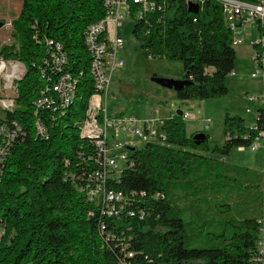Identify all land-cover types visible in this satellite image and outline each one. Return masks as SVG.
Here are the masks:
<instances>
[{"label":"trees","instance_id":"1","mask_svg":"<svg viewBox=\"0 0 264 264\" xmlns=\"http://www.w3.org/2000/svg\"><path fill=\"white\" fill-rule=\"evenodd\" d=\"M17 1L21 8L11 21L14 43L0 50L25 69L16 82L15 109L6 115V122L14 121L19 131L0 174V264H264V252L257 246L264 219V173L201 154L228 157L233 149L250 148L262 131V118L250 128L239 116L227 114L224 141L211 147L205 131L200 132L206 140L196 145V133L188 135L183 118L172 112L161 120L164 143L132 150L130 166L107 181L109 189L124 194L145 193L131 199L134 216H106L104 207L80 190L95 155L81 129L90 98L97 93L84 35L103 19V0ZM155 1L154 11L135 20L132 35L147 59L182 63V79L191 84L173 92L175 98L205 101L225 96L226 78L237 57L221 4L205 0L191 13L187 0ZM52 51L66 57L60 72ZM66 73L74 85L69 104H55L54 112L39 108L41 96H54L52 86ZM118 115L123 113L113 116ZM238 174L245 176L247 187L259 189L256 216L223 222L221 234L214 236L216 246L193 247L194 225L204 229L210 223L203 209L211 200L207 190L211 185L224 188ZM174 187L189 192L172 197ZM157 194L162 198H153Z\"/></svg>","mask_w":264,"mask_h":264},{"label":"built area","instance_id":"2","mask_svg":"<svg viewBox=\"0 0 264 264\" xmlns=\"http://www.w3.org/2000/svg\"><path fill=\"white\" fill-rule=\"evenodd\" d=\"M187 1L189 4L200 6L205 0ZM216 1L221 4L225 26L232 33L233 47L243 43L246 35L245 27L248 25L253 27L254 36L250 46L253 50L254 68L251 78L264 81V0ZM103 6L105 10L103 19L88 27L84 35L85 44L91 49V75L97 93L90 98L87 118L81 129V136L93 143L95 155L92 157L91 163L93 169L89 171L87 182L80 190L86 192L90 202L94 201L96 205L103 206L102 213L106 216L118 217L122 212L134 216V211L130 209L133 203H131V199L144 197L145 193L124 194L109 189L107 181L117 179L123 169L130 166L128 159L132 150L139 149L146 143H164L166 138L160 130L161 120L152 121L126 115L113 118L108 114L105 97L109 92L112 74L116 69L124 66V61L118 56L125 44L124 39L119 35L120 25L130 20L135 22L136 19H142L146 13L154 11L157 4L155 0H103ZM160 8L158 6L157 10ZM10 28L11 22H4L0 25V32H9ZM11 33L12 31H10V37ZM6 44V40L1 42L0 50ZM55 49L59 51L61 47L56 44ZM52 57L53 65L60 72L61 67L66 63V57L62 54L55 55L53 51ZM20 66H22L20 63L0 54V174L3 161L6 159L8 150L12 148L14 139L18 136L17 131H19L15 127L14 121H11L10 124L6 122V115L15 109L17 92L15 81L23 74ZM72 80L73 78L68 73L60 76L52 86L54 96L42 95L37 106L39 108L46 106L54 112V105L64 103L67 99V92ZM244 98L247 103L255 104L254 124L260 117L263 122L262 131L248 149L251 152L259 150L264 152V92L259 96L245 95ZM245 112L252 114L253 111L247 108ZM188 116L187 113H184L182 115L183 120H187ZM93 134H101V141H93ZM44 135L45 129L42 124L40 136L43 137ZM153 198L160 199L162 195L157 194ZM138 216L143 218L144 213L139 212ZM102 229L104 228L102 227ZM263 242L264 219L257 242L261 253L264 252ZM127 256L128 258L132 257V254ZM120 264L126 263L121 262Z\"/></svg>","mask_w":264,"mask_h":264},{"label":"rangeland","instance_id":"3","mask_svg":"<svg viewBox=\"0 0 264 264\" xmlns=\"http://www.w3.org/2000/svg\"><path fill=\"white\" fill-rule=\"evenodd\" d=\"M21 3L17 0H0V23L11 22L19 14ZM132 20L123 22L119 27V35L124 39V48L119 51V57L124 61L122 68L116 69L111 77L109 92L105 97L108 114L116 118L115 114L123 113L126 116H136L142 119L152 118L166 119L170 111L177 109L192 114L195 118L186 121V131L190 135L195 129L205 131L209 136V145H221L223 139V120L228 114L236 115L244 120L247 127H252L253 115L256 112L254 103H247L245 93L252 95L263 94V83L250 78L253 71L251 62L252 50L249 41L253 38V27L248 25L244 31L243 43L234 47L237 60L235 72L230 74L226 80L228 93L220 98L205 101H196L194 108L182 104L174 96L173 91L161 88L151 81L153 76L176 79L183 75L182 63L179 61H168L159 59H147L140 42L132 35ZM12 31V26L10 28ZM10 31L0 32V43L6 40V45L11 46L14 41L10 37ZM9 35V37H7ZM10 59V58H9ZM13 60V59H11ZM15 61V60H14ZM17 62V61H16ZM19 63V62H18ZM23 66V65H22ZM23 74L16 78L19 81ZM165 103V104H162ZM252 110V114H246V109ZM154 109H158L157 112ZM118 115V116H123ZM209 123H207V122ZM208 125V129L205 128ZM198 133V132H194ZM205 157H212L215 161L233 165L248 171L264 173V153L262 150L251 152L249 149L237 151L233 149L228 157L201 153ZM122 166V164H120ZM232 182L224 188L221 185H211L208 198L203 205L206 220H210L204 229L200 225H194L191 232L195 235L192 246L209 248L218 243L214 236L222 232V223L241 218H253L256 216V204L258 188L247 187L245 176L232 177ZM209 185L208 181L205 183ZM189 190L174 187L170 189L172 197L180 196ZM3 230H0V238Z\"/></svg>","mask_w":264,"mask_h":264},{"label":"water","instance_id":"4","mask_svg":"<svg viewBox=\"0 0 264 264\" xmlns=\"http://www.w3.org/2000/svg\"><path fill=\"white\" fill-rule=\"evenodd\" d=\"M189 12L191 13H197L198 12V6L189 5ZM21 80V79H20ZM151 81L160 86L161 88L171 90L173 92L180 91L183 87L190 85V81L186 79H170V78H162L153 76L151 78ZM177 116H182V111L178 110L176 111ZM192 140L196 145H199L200 143L204 142L206 140V135L204 133H197L192 137Z\"/></svg>","mask_w":264,"mask_h":264},{"label":"crops","instance_id":"5","mask_svg":"<svg viewBox=\"0 0 264 264\" xmlns=\"http://www.w3.org/2000/svg\"><path fill=\"white\" fill-rule=\"evenodd\" d=\"M21 8V7H20ZM253 39V38H252ZM252 39L249 41V45H251V41H252ZM250 48H251V50H252V47L250 46ZM252 53H253V50H252ZM252 53H251V62H252ZM252 64H253V62H252ZM253 68H254V65H253ZM234 72H235V67H234V70H233V72L231 73V74H234ZM253 73V71L251 72V74ZM251 74H250V78H251ZM183 76V75H182ZM182 76L181 77H179V78H176V79H182ZM252 79V78H251ZM253 80H258V79H253ZM262 83H263V85H264V81L262 80V79H259ZM226 82H227V80H226ZM263 90H264V87H263ZM245 95H252V94H249V93H245ZM244 95V96H245ZM259 95H261V94H259ZM259 95H253V96H259ZM243 99H244V97H243ZM180 101V100H179ZM181 103L182 104H187V105H190V108H194V103H196V101H193V100H190V101H181ZM178 110H180V109H177L176 111H178ZM154 111L155 112H157L158 111V109H154ZM176 111H170V113L167 115V118L170 116V114L172 113V112H174V113H176ZM180 111H182V115L184 114V113H187L189 116H188V119L189 118H195L192 114L190 115L188 112H185V111H183V110H180ZM255 115H253V121H252V125H254V122H255V117H254ZM182 117V116H181ZM166 118V119H167ZM183 118V117H182ZM187 119V120H188ZM152 121H156V120H163V119H157V118H152L151 119ZM187 120H184L185 121V123H186V121ZM207 122V121H206ZM210 122V121H209ZM209 122H207V123H209ZM205 128L206 129H208V125H205ZM200 131H202V130H197V129H195L193 132H191V134L192 133H194V132H198V133H201ZM197 134V133H196ZM223 141H224V138L222 139V143H223ZM221 143V144H222ZM237 151H241V150H244L243 148H238V149H236ZM263 152V151H262ZM264 153V152H263Z\"/></svg>","mask_w":264,"mask_h":264},{"label":"bare ground","instance_id":"6","mask_svg":"<svg viewBox=\"0 0 264 264\" xmlns=\"http://www.w3.org/2000/svg\"><path fill=\"white\" fill-rule=\"evenodd\" d=\"M92 26V25H91ZM90 27V26H89ZM86 46H87V49H88V51L91 53V49H90V47H88V45L86 44ZM75 83V82H74ZM73 84V80H72V82H71V84H70V88H69V90H68V92H67V99L65 100V104H66V106L69 104V101H71L70 100V98L72 97V90H73V88H74V85H72ZM73 86V87H72ZM90 102V101H89ZM63 103V104H64ZM42 123V122H41ZM41 134V133H40ZM16 139V138H15ZM14 139V140H15ZM100 139H101V134H93V140H99L100 141Z\"/></svg>","mask_w":264,"mask_h":264}]
</instances>
